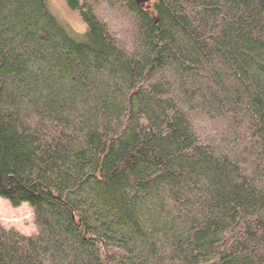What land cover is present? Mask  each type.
I'll list each match as a JSON object with an SVG mask.
<instances>
[{"label":"trees","instance_id":"1","mask_svg":"<svg viewBox=\"0 0 264 264\" xmlns=\"http://www.w3.org/2000/svg\"><path fill=\"white\" fill-rule=\"evenodd\" d=\"M0 0V264H264V0ZM119 13L112 28L102 10Z\"/></svg>","mask_w":264,"mask_h":264},{"label":"rangeland","instance_id":"2","mask_svg":"<svg viewBox=\"0 0 264 264\" xmlns=\"http://www.w3.org/2000/svg\"><path fill=\"white\" fill-rule=\"evenodd\" d=\"M148 0L143 1L144 5ZM49 8L63 22L71 24L74 28L80 29L81 23L75 12H71L65 6L63 0H48ZM107 24L112 28L119 27V13L111 8L102 10ZM0 225L4 228H11L23 235H30L35 231V224L30 208L25 202L18 206H11L6 199L0 197Z\"/></svg>","mask_w":264,"mask_h":264},{"label":"water","instance_id":"3","mask_svg":"<svg viewBox=\"0 0 264 264\" xmlns=\"http://www.w3.org/2000/svg\"><path fill=\"white\" fill-rule=\"evenodd\" d=\"M138 3H142L143 1H145V0H136Z\"/></svg>","mask_w":264,"mask_h":264}]
</instances>
